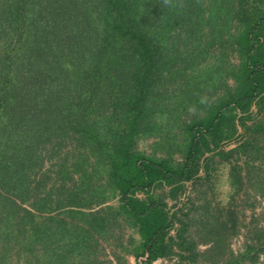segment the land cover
Here are the masks:
<instances>
[{
	"label": "trees",
	"instance_id": "1",
	"mask_svg": "<svg viewBox=\"0 0 264 264\" xmlns=\"http://www.w3.org/2000/svg\"><path fill=\"white\" fill-rule=\"evenodd\" d=\"M263 31L264 0H0V124L11 129L3 132L6 148L0 140V264L13 246L26 264L92 263L119 217L139 233L137 257L146 259L137 264L169 257L183 245L181 230L171 234L182 210L164 195L177 200L185 182L209 177L213 155L230 164L234 189L246 176L264 197V172L251 177V163L264 157ZM216 44L222 61L229 49L241 56L237 70L219 65L222 77H238V88L207 125L199 115L185 121L190 110L214 106L209 96L221 85L205 91L199 70ZM149 138L163 157L137 149ZM226 139L234 146L218 148ZM9 143L23 149L2 165ZM41 148H66L55 170L59 186L48 190L49 172L32 178ZM165 186L167 194L155 193ZM115 196L117 207L82 210ZM27 203L50 214L68 207L69 219L37 220ZM261 254L264 237L247 239L222 264H264Z\"/></svg>",
	"mask_w": 264,
	"mask_h": 264
},
{
	"label": "rangeland",
	"instance_id": "2",
	"mask_svg": "<svg viewBox=\"0 0 264 264\" xmlns=\"http://www.w3.org/2000/svg\"><path fill=\"white\" fill-rule=\"evenodd\" d=\"M236 30L238 31V29L235 28L232 32ZM227 54V58H224L222 61L220 58L222 56V46L216 44L209 48V53L200 63V72H198L204 75L202 79H204L205 91L213 86L218 87L219 84L221 86L215 89V92H207L211 94L209 100L214 103L213 107L209 106V111L206 112V110H203L200 113H196L194 110H190V113L184 116L185 121H190L192 118L199 115L198 117L204 116L203 123L207 125L208 120L213 117L218 106L224 101V96L227 97L228 94L236 91V87L238 88L240 80H238L237 76H229L226 78L220 75L219 65L223 67L220 68V70L230 68L237 70L241 68L243 63L236 48L229 49ZM258 77L259 76L255 74L253 81L254 79L257 81L259 79ZM183 80V82L181 80L179 81L180 83L177 82V84H179L178 88L181 87L182 83L187 82L185 79ZM204 105L207 107L208 103L204 102ZM252 111L254 115L253 118H260V115L256 113L255 107H253ZM7 127L8 125L4 126V124H0V140L3 141L4 148L7 146L5 144L7 141L5 140L6 134L3 132L8 133L9 130H11ZM218 127L220 131L223 130L222 124ZM224 130H226V127H224ZM242 133L243 130L239 127L235 136L229 140L235 139ZM261 136L262 135H260V137ZM182 140L183 137L181 136L176 139L178 142ZM229 140L220 141L218 143V148H224L225 150L232 148L234 143L226 145ZM261 141V147L264 149V136L261 137ZM156 145L161 146L158 144L156 138H149L138 141L136 147L146 154H155L158 157H163L164 154H162L161 151L154 150ZM8 148L9 151L4 152V157L1 160L2 165L7 164L11 156L20 149L19 147L13 146L11 143H9ZM65 150L66 148L59 149L58 153L51 154L49 149L41 148L43 163L41 167L36 169V174L32 176V178L40 180L49 172L51 177L46 186L47 190L50 189L51 186H59V183L55 181V170ZM261 151L264 153V150ZM174 159L178 162L183 160V157L180 153H176ZM236 161L240 164L243 163V159L239 161L236 159ZM251 164H253L252 178L254 173L256 174L260 169L264 172V157L263 159H256ZM208 168L209 177H205L198 181L185 182V188L178 195L177 200L168 197V195H164L170 207L182 210L178 213V216L183 224L178 223L177 229L173 230L171 234L177 235L178 229L181 230L182 240H180V242H182L183 245L182 247L176 246L175 252L172 255L159 258L153 264H222L231 253L237 254L242 251L246 245L247 239L259 241V239L264 237V197L256 191L253 183L249 181V177L245 176L244 181L246 183H244L241 188L234 189L229 179L230 164L228 162L213 155ZM7 171L12 172L13 167L10 166ZM203 174H205V172L202 170L201 176H203ZM76 179L77 176H75V180ZM169 190V186H165L164 188L156 189L155 193L167 194ZM7 195L10 196L8 192ZM140 196L144 197L141 193ZM111 205L115 207L118 206L117 196L113 199H109L105 204L99 205L96 203L91 208L83 207L82 210L98 212ZM22 206L33 210L37 220H43L50 214L48 212H40L32 209L29 203ZM21 212L23 211L19 210V213ZM69 214L68 207H63L51 211L50 215L69 219ZM221 222H225L226 226L222 231H218ZM113 223L114 224L109 230L110 235L108 238L102 239L96 244L95 258L94 255H90L91 259L94 258V261L88 264H120L117 260V256L121 257L123 260L122 262H126L127 264H137L138 261H145V257H137V255H141V250L138 249L140 242L138 231L130 225H127L126 221L121 217ZM218 241H221L223 244L220 248L216 246ZM15 249L14 246L10 249L7 264H26V259L22 257V255L17 254V249ZM259 262H264V254H261ZM243 264L259 263H255L249 259Z\"/></svg>",
	"mask_w": 264,
	"mask_h": 264
},
{
	"label": "crops",
	"instance_id": "3",
	"mask_svg": "<svg viewBox=\"0 0 264 264\" xmlns=\"http://www.w3.org/2000/svg\"><path fill=\"white\" fill-rule=\"evenodd\" d=\"M214 92V91H213ZM212 93V92H211ZM211 95V94H210ZM203 177H204V174H203ZM169 197V196H168ZM167 201V200H166ZM168 202V201H167ZM175 208V207H174Z\"/></svg>",
	"mask_w": 264,
	"mask_h": 264
}]
</instances>
